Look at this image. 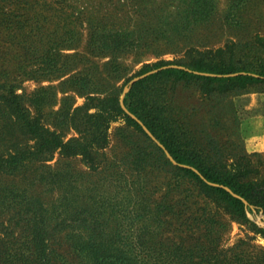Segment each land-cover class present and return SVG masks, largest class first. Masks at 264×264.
Instances as JSON below:
<instances>
[{
  "label": "rangeland",
  "instance_id": "rangeland-1",
  "mask_svg": "<svg viewBox=\"0 0 264 264\" xmlns=\"http://www.w3.org/2000/svg\"><path fill=\"white\" fill-rule=\"evenodd\" d=\"M196 1L0 0V85H13L31 115L68 141L81 138L68 110L89 96L120 93L122 100L146 65L185 64L200 51L220 48L247 68L264 61V0ZM115 31L131 41L128 48H93L95 33ZM95 43L101 44L99 35ZM160 95L185 147L228 168L251 170L250 179L264 178V83L225 90L168 83ZM1 115L0 151L35 144ZM143 129L147 135L120 118L111 123L107 144L90 155L57 149L26 160L16 172H0V227L10 225L0 231V264H37L25 243L29 222L9 221L31 201L43 207L50 225L66 208L82 210L83 217L93 213L113 238L133 246L144 241L149 261L162 255L169 264H226L239 256L242 264H264V233L258 231L264 212L254 208L248 220L239 219ZM70 232L59 228L50 239L53 264H86ZM20 255L33 257L18 260Z\"/></svg>",
  "mask_w": 264,
  "mask_h": 264
},
{
  "label": "trees",
  "instance_id": "trees-1",
  "mask_svg": "<svg viewBox=\"0 0 264 264\" xmlns=\"http://www.w3.org/2000/svg\"><path fill=\"white\" fill-rule=\"evenodd\" d=\"M201 1L203 0L196 2L203 5ZM96 35L101 37L100 45L95 43ZM130 42L120 31L101 32L93 36L92 46L100 52L119 53L128 48ZM199 53L200 56L185 64L156 62L144 66L137 75L156 71L136 79L129 85L130 88L123 98L127 110L122 105L120 93L105 97L89 96L85 105L75 108L72 113L68 110L66 116L69 123L81 133V138H72L68 141L47 127L40 117L31 115L13 85H0V107L5 109L0 115L7 114L6 117L12 124L18 125L30 139L35 140V144L31 146L14 143L5 151H0V172H16L26 160L42 157L57 149L65 155H90L95 147L107 144L110 125L120 118L146 134L139 121L133 117L134 114L163 144L176 160L178 167L200 182L207 195L226 204L241 220H248V212L254 208L264 212V178L250 179L248 176L251 170L228 168L225 163L213 161L202 156L200 151L185 147L179 140L177 121L167 111L160 95L163 85L168 83L202 82L205 86L217 85L223 90L264 83V61H260L256 68H247L236 63L233 54H227L228 52L222 48L214 52ZM34 102L40 109V102L36 98ZM91 108H95L92 113L89 112ZM82 111L84 113L79 119L78 115ZM58 174L56 172L55 177ZM10 193L17 202V192L12 190ZM83 214L82 210L66 208L61 221L50 225L43 207L37 201H31L9 221L12 222L17 217V222L21 219L29 222L31 233L25 243L32 248L33 261L37 264H53L50 257V239L59 228L71 230L69 234L71 245L86 259V264H169L167 257L162 255H153L154 261H149L150 258L145 257L142 250L145 247L144 241L134 243L133 246L117 240L112 237L107 223L95 217L93 213L85 217ZM9 229L10 225H4L3 229L0 227V231L8 232ZM258 231L264 233V228H258ZM20 256L18 260L26 261L33 257ZM235 258L228 260L226 264L237 262L242 264L243 258L239 256ZM64 264L75 263L66 260Z\"/></svg>",
  "mask_w": 264,
  "mask_h": 264
},
{
  "label": "water",
  "instance_id": "water-1",
  "mask_svg": "<svg viewBox=\"0 0 264 264\" xmlns=\"http://www.w3.org/2000/svg\"><path fill=\"white\" fill-rule=\"evenodd\" d=\"M156 70H153V71H150V72H148V73H146V74H144V75H142V76H145V75H147V74H149V73H152V72H155ZM141 76V77H142ZM138 78H140V77H138ZM138 78H136V79H138ZM135 79V80H136ZM135 80H133L132 82H134ZM131 82V83H132ZM129 88L130 87H128V89L127 90H129ZM124 96H125V93H124V95H123V98H124ZM123 98H122V105H123V107L127 110V108L125 107V105H124V103H123ZM133 115V117H135L142 125H143V127L152 135V133L150 132V130L145 126V124L137 117V116H135L134 114H132ZM164 147V146H163ZM165 148V147H164ZM166 149V148H165Z\"/></svg>",
  "mask_w": 264,
  "mask_h": 264
}]
</instances>
